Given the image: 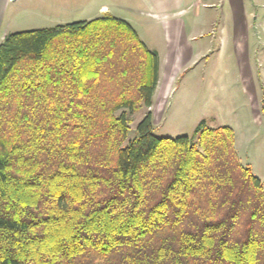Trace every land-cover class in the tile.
<instances>
[{"label":"trees","instance_id":"16d2710c","mask_svg":"<svg viewBox=\"0 0 264 264\" xmlns=\"http://www.w3.org/2000/svg\"><path fill=\"white\" fill-rule=\"evenodd\" d=\"M158 76L111 14L4 35L0 264H264V189L234 130L154 135Z\"/></svg>","mask_w":264,"mask_h":264},{"label":"rangeland","instance_id":"374dc122","mask_svg":"<svg viewBox=\"0 0 264 264\" xmlns=\"http://www.w3.org/2000/svg\"><path fill=\"white\" fill-rule=\"evenodd\" d=\"M60 2L17 0L33 8L34 21L10 25L6 33L56 25L55 17L59 19L64 12ZM103 2L76 0L75 8L81 6L86 10L83 18H89L96 14L92 4ZM127 2L141 7L139 0ZM202 2L212 4L195 5L184 18L192 25L194 48L202 46L204 54L183 65L166 99L163 118L158 121L156 113L152 133L191 136L202 120L207 127L230 126L240 162L251 167L264 189V0ZM137 29L150 48L160 46L161 36L152 24L144 22ZM144 112L141 106L130 115L128 138L136 135V124Z\"/></svg>","mask_w":264,"mask_h":264},{"label":"crops","instance_id":"0c3cea01","mask_svg":"<svg viewBox=\"0 0 264 264\" xmlns=\"http://www.w3.org/2000/svg\"><path fill=\"white\" fill-rule=\"evenodd\" d=\"M127 1L106 0L97 5L92 4V7L96 8L95 16L83 18L86 10L83 12L84 9L81 6L75 8L76 0H61L60 7L64 12L59 19L58 17L55 19L57 24H62L111 14L129 22L136 32L137 25L144 22L154 26L161 36L160 46L151 48L156 50L159 56V76L151 105L153 123H155L156 113L158 121L163 118L166 99L183 65L194 62L204 54L202 46L198 45L197 49L194 48L195 35L190 32L192 25L184 17L191 15L195 5L205 6L212 3H205L202 0H139L141 7L136 8L129 6ZM16 2L17 0H0V41L7 34L10 25L28 24L34 21L33 8ZM48 4L55 5L51 2ZM71 7L74 9H70ZM20 16H26V19L20 20ZM143 42L148 46L145 40ZM156 98L160 105L157 104ZM239 159L241 160L240 157Z\"/></svg>","mask_w":264,"mask_h":264},{"label":"built area","instance_id":"2783aa9c","mask_svg":"<svg viewBox=\"0 0 264 264\" xmlns=\"http://www.w3.org/2000/svg\"><path fill=\"white\" fill-rule=\"evenodd\" d=\"M9 1H13V0H9Z\"/></svg>","mask_w":264,"mask_h":264}]
</instances>
